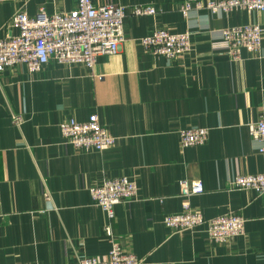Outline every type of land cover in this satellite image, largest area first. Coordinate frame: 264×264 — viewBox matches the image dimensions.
<instances>
[{"label":"crops","instance_id":"crops-1","mask_svg":"<svg viewBox=\"0 0 264 264\" xmlns=\"http://www.w3.org/2000/svg\"><path fill=\"white\" fill-rule=\"evenodd\" d=\"M92 1L149 4L156 13H126L119 51L100 56L91 69L49 61L33 74L22 64L0 71V264H77L76 253L104 260L108 223L140 264H264V194L228 188L235 176L264 173V151L247 128L264 115V31L260 52H243L239 61L213 47L223 28L264 29V11L192 8L184 16L180 6L194 0ZM75 4L0 2V38L16 33L8 22L19 10L34 16L40 7L51 14ZM156 28L189 31L191 51L175 60L153 55L138 40ZM92 113L116 141L101 152L78 151L58 124ZM13 115L23 118L20 126ZM190 127L208 128L204 144L180 145L178 131ZM119 176L136 181L137 197L115 205L108 220L89 188ZM181 180L203 184V193L188 198L192 208L205 219L237 214L244 234L213 243L203 228H166L163 216L181 209Z\"/></svg>","mask_w":264,"mask_h":264},{"label":"built area","instance_id":"built-area-1","mask_svg":"<svg viewBox=\"0 0 264 264\" xmlns=\"http://www.w3.org/2000/svg\"><path fill=\"white\" fill-rule=\"evenodd\" d=\"M6 1L12 0H0ZM192 8L205 9L212 14H225L234 10L261 12L264 11V0H194L183 3L180 11L185 16ZM128 12L134 16H147L154 15L156 9L149 4L126 8L112 3L95 4L92 0H76L75 7L66 12L45 14L40 7L36 15L29 16L24 10H19L8 22V28L15 29L16 33L0 38V71L22 64L29 74H33L49 61L64 65L81 64L91 69L100 56L119 51L124 41L123 19ZM263 31L258 23L226 27L221 29V39L213 47L230 60L239 61L243 58V52L253 55L260 52ZM190 35L189 31L171 32L165 28H156L138 42L155 56L175 60L191 51ZM12 122L20 126L23 118L13 115ZM58 127L64 140L82 152H101L116 141L95 113L90 114L85 121H78L73 117L64 119ZM247 128L251 138L261 144L259 151L263 152L264 115L249 122ZM178 136L182 147L199 146L206 142L208 128L181 129ZM228 188L264 194V173L235 176L230 180ZM179 191L183 198L181 209L163 216L162 223L166 228L179 232L203 228L207 240L213 243H226L244 234L243 217L226 213L205 219L191 207L188 198L203 193L200 180H181ZM137 192L136 181L127 176L102 178L89 188L93 204L105 213L108 220L114 217L115 205L134 201ZM44 195L48 198L46 192ZM103 229L110 238L107 257L100 260L92 255L76 253L77 264L141 263L140 258L121 246L109 223Z\"/></svg>","mask_w":264,"mask_h":264}]
</instances>
